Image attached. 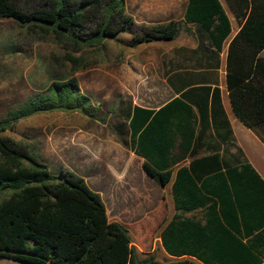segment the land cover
<instances>
[{"label": "trees", "instance_id": "obj_1", "mask_svg": "<svg viewBox=\"0 0 264 264\" xmlns=\"http://www.w3.org/2000/svg\"><path fill=\"white\" fill-rule=\"evenodd\" d=\"M239 27L226 52V87L238 120L264 142V0H225ZM124 0H0V19H11L29 34L49 39L78 53L88 47L119 42L131 32ZM192 24L199 47L191 52L192 69L218 63L231 34L219 0H187L183 23L154 28L168 39ZM145 34L130 46L153 42ZM204 42L214 51L204 48ZM204 59V60H203ZM189 60V61H190ZM197 77L200 74L186 73ZM190 76L192 79L193 77ZM45 98L29 99L9 122L53 110L85 109L76 81H57ZM117 134L144 159L143 169L161 188L172 180L174 209L200 211L174 215L159 233L166 261L140 258L129 231L109 221L98 193L72 174L54 176L26 146L3 133L0 123V258L25 264H264V181L250 165L201 178L192 168L173 166L170 154L181 134L183 117L192 113L180 98L157 110L124 103ZM177 118V119H176ZM179 124H174V120ZM174 176V179H173Z\"/></svg>", "mask_w": 264, "mask_h": 264}, {"label": "rangeland", "instance_id": "obj_2", "mask_svg": "<svg viewBox=\"0 0 264 264\" xmlns=\"http://www.w3.org/2000/svg\"><path fill=\"white\" fill-rule=\"evenodd\" d=\"M131 1L136 0H128V4ZM155 1L153 9L158 7L160 11L168 2ZM182 3L183 0L175 3L177 13ZM140 25L139 37L154 35L149 27L155 24ZM129 37L123 39L129 42ZM148 43L138 44L128 52L134 53V63L147 67L133 69L120 79L119 68L125 63L123 44L106 41L102 47H88L76 53L29 34L11 19H0V123L11 121L29 99L47 97L52 83L74 79L79 95L85 98L84 111L58 109L22 117L9 122L3 136L26 146L52 175L82 178L86 186L99 193L106 213L108 207L109 221L120 223L129 231L140 258L152 256L166 261L158 237L168 220L167 203L163 201L159 211L152 210L154 196L143 191V185H133V179L119 175L126 138H121L117 129L124 123L119 116L124 103L131 101L153 108L166 100L164 88L154 78L152 61L160 58L166 62L167 54L157 55L152 46L161 45L157 40L152 45ZM0 264L25 263L0 258Z\"/></svg>", "mask_w": 264, "mask_h": 264}, {"label": "crops", "instance_id": "obj_3", "mask_svg": "<svg viewBox=\"0 0 264 264\" xmlns=\"http://www.w3.org/2000/svg\"><path fill=\"white\" fill-rule=\"evenodd\" d=\"M167 1V4L164 6L165 8L160 11L158 7L153 9L152 3H155V0H136L131 1L132 3L130 4H128V0H124L123 14L130 18L131 32L119 35V43L123 44L125 55V63L121 64L119 68L120 73H122L120 79L125 77L124 73L133 71V69L147 67L144 64H140V62H133L134 59L131 56H134V53L128 55L129 50L135 47L130 46L132 40L140 38V35H137L139 29L141 30L142 28L140 24H155L149 27L153 33L154 28L160 25L184 22L187 0H183V6L178 13L174 9L175 3L178 4V0ZM219 2L231 23V34L219 53L217 65L211 61L208 66L205 65L192 69L193 67L191 66L194 64L195 58L190 60L189 57L191 52L195 51L200 45L199 37L195 33V28L192 24L182 25L178 33L168 39L160 38V35L157 33L151 34L155 36L154 38L161 45H154L155 43L153 44V42L155 40L149 42L150 44L148 43V45L153 44L152 46L156 47L158 51L157 55L160 57L167 54L166 62L160 58L159 60L157 58L155 62L152 61L155 73L154 78L164 88L166 100L153 108L131 101L130 103L140 108L157 110L173 99L180 98L191 108L192 113L188 117L185 115L182 122L183 132L186 135L183 149L179 145L182 141L181 134L176 133L175 129L172 130L174 134L178 135L176 145L170 150V154L178 158L177 164L173 166L175 169L182 166L192 168L194 176L201 178L202 181L205 177L213 175L218 171L223 172L225 169L238 167L246 163L264 181V142L238 120L232 111L229 101L225 81L226 52L230 40L236 35L239 27L234 14L228 9L225 0H219ZM124 36H130V41L128 42L123 39ZM203 46L209 51H214L212 47H208L206 42H204ZM259 56L264 59V50ZM186 73H193V75L200 74L197 76L200 77V80L195 79L190 74L193 77L191 79L190 76H186ZM120 85L125 86V83H120ZM176 119L173 123L179 124V120ZM120 137H124L126 140L123 142L125 158L121 159V171L119 175L126 179H133V185L141 187L143 185L145 187L142 188L143 191L145 190L149 195L154 196L156 203L152 204V210L159 211L161 203L163 201L166 202L167 222L176 214L182 215L185 218L200 215L199 210L192 212L175 211L171 194L173 180L163 188L158 186L145 173L143 169L144 159L136 156L129 149L127 136ZM87 187L91 191L98 193L88 185ZM103 205L105 207L104 202ZM117 208H120V206H117ZM108 212L107 207V217ZM158 240L160 244V239Z\"/></svg>", "mask_w": 264, "mask_h": 264}]
</instances>
